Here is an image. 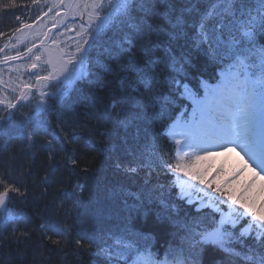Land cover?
Wrapping results in <instances>:
<instances>
[{
	"label": "snow or ice",
	"instance_id": "1",
	"mask_svg": "<svg viewBox=\"0 0 264 264\" xmlns=\"http://www.w3.org/2000/svg\"><path fill=\"white\" fill-rule=\"evenodd\" d=\"M32 2L36 3V0ZM84 2L88 3L89 0ZM90 2L92 13L86 21L89 40H86L85 44L90 48L104 26H107L108 31L112 33V44L104 49L103 54L108 61L115 62L123 71L139 78L145 92L154 94V82H159L169 69L171 72L182 74L190 64L183 51L178 55L173 54L174 45H178L181 37H187L186 28L194 29L193 39L196 47L207 45V54L213 59L226 58V68L221 70L220 81L211 88L206 87L205 96L200 100L196 99V94L188 85H183L184 91L181 95L192 100L191 117L182 121L181 118L185 115L182 111L177 120L165 129L168 139L175 145V155L171 150L165 151L163 146L157 143V136L153 135L149 139L147 128H144L141 140V122H147L149 119L146 115L147 106L136 95L128 92L118 100L113 98L112 103L104 110L85 99L81 112L68 113L71 119L55 116L54 124L53 119H49L54 113L48 100L62 93L46 92L32 110L22 114L20 123L28 126V140L33 141L38 133L47 136L45 146L49 149V159L54 161L58 152L65 151V145L75 142L78 131L87 132L89 137L98 136L99 143H107L114 135H118L116 128L112 126V120L115 119L125 130L123 142L127 144V131L135 126L137 134L133 139L136 146L130 150L133 159L128 161L127 165L118 159L115 166H125L128 171L135 172L136 165H143L147 159L149 167L166 169L185 177L186 179L178 181V199L187 200L189 205L195 206L196 213L199 214L205 207L207 197L214 210L220 213V219L211 229L202 224L197 214L186 212L182 218L169 215V219L180 229L183 238L191 247L211 244L240 256L241 253L235 252L228 245L233 239L245 243L242 238L251 237L254 244L248 247L242 258L247 264H264V206L257 212L246 202L245 193L251 188V183L244 187L237 198L233 197L231 189L235 177L245 169L252 171L253 182L257 176L264 180V0H211V7L192 17L191 23L189 15L193 13L194 7L182 8L177 13L173 0ZM5 7H16L15 0H9ZM161 18L170 26L167 31L159 23ZM87 52L88 48L80 49L76 63L82 62ZM40 59V56L35 57L37 61ZM72 66L75 67V63ZM31 67L36 68L37 64L33 63ZM101 67L105 71L116 70L104 64ZM69 74L65 70L63 79H68ZM36 79L38 83H43L57 79V76L55 73H49L38 75ZM57 82H60L59 79ZM121 83L123 85L124 81ZM175 83L178 87L181 86L179 79H176ZM48 87L53 85L48 84ZM31 88V85H25V89ZM132 91L140 92V89ZM29 94L30 91L22 90L20 95L6 104L0 100V104H3V109H0V126L13 120L16 110L23 107L24 102H31L28 100ZM209 113H214L212 123L205 126L203 121ZM198 114L200 120H197ZM50 126L51 132L48 131ZM69 127L73 129L72 132H69ZM88 143L93 146L90 140ZM186 148L196 153L191 160L187 159L189 153L185 151ZM236 148L243 153L242 165L223 183H217V178L223 172L222 167L216 170L212 179L205 176L207 168L201 170L197 167L200 162L216 154L213 149L231 152ZM245 157L247 159H244ZM70 162L73 168L79 165L78 159H71ZM77 187L82 188L79 184ZM193 193L197 194L198 203L192 198ZM26 195V192L21 191L18 177H12L7 171L0 173V225L4 232L10 229L11 238L17 246L31 239L35 226L30 228V218L12 214L9 205L15 197ZM219 204L227 205L229 212L224 213ZM165 207L167 208V205ZM172 208L175 211L176 206L172 205ZM241 221L245 223L241 224ZM238 227L240 232L239 236H236ZM40 229L51 233L42 235L41 243L47 239L55 246L50 250L66 251V245L70 242L67 230L61 232L55 225L49 227L46 224H41ZM109 240L112 243H109ZM137 243L126 230L110 232L107 239L85 234L75 240L78 252L83 249L91 254L94 249H98L99 254L105 257V264H121V261L128 264L130 253ZM135 250L140 253L139 248ZM11 261L12 257L9 256L5 264H11ZM131 264L155 262L150 253L146 256L140 253ZM159 264H169L167 255ZM173 264L182 262L176 260Z\"/></svg>",
	"mask_w": 264,
	"mask_h": 264
},
{
	"label": "trees",
	"instance_id": "2",
	"mask_svg": "<svg viewBox=\"0 0 264 264\" xmlns=\"http://www.w3.org/2000/svg\"><path fill=\"white\" fill-rule=\"evenodd\" d=\"M8 3L9 0H0V33L10 25L8 20L12 13L28 12L34 4L32 0H15L16 7H5ZM173 6L177 13L182 8L194 7L193 13L189 15L191 23L192 17L211 7V0H173ZM159 23L166 31L170 27L163 18ZM185 31L187 37H181L178 45H174L173 54L178 55L183 51L190 64L182 74L169 69L159 82H154L155 93L150 94L144 91L134 74L129 75L115 62L107 60L103 52L112 44V33L104 26L92 46L86 47V74L74 81L59 100L57 97L48 100L54 113L49 119H53V124L55 116L71 119L68 113L81 112L85 99L104 110L113 98L118 100L128 92L136 95L147 106L146 115L149 119L141 122V140L143 130L147 128L149 139L153 135L157 136V143L173 154L162 129L184 105L182 87H178L175 80L179 79L181 85L188 84L198 93L199 79L212 81L219 66L227 62L226 58L218 60L208 55L207 45L196 47L194 29L186 28ZM102 64L116 70L105 71ZM137 88L140 92L132 91ZM18 114L0 126V173L7 171L12 177L19 178L21 191L27 195L15 197L9 205V211L30 218V228L34 225L35 230L27 243L17 246L11 238L10 229L4 232L0 225V264H5L9 256L12 257L11 264H105V257L99 254L98 249H94L91 254L83 249L78 252L75 240L85 234L107 239L110 232L122 230L138 241L133 248L143 246L157 250L165 257L167 255L168 259L179 260L182 264L190 257L194 259L193 264H247L242 257L248 247L254 244L251 237L242 238L245 243L233 239L228 245L241 253L240 256L211 244L193 248L183 238V233L169 219V215L182 218L186 212L197 213L193 205L178 199L179 191L175 187L172 172L149 167L147 159L143 165H136L135 172L128 171L125 166H115L118 159L124 165L133 159L130 150L136 146L133 139L137 134L135 126L127 131V144L123 142L125 130L115 119L112 120V126L118 135H114L107 143H99L98 136L89 137L87 132L78 131L75 142L65 145V151L58 152L53 161L49 159V149L45 146L48 137L38 133L30 142L28 131L23 133L24 124L20 123L22 117H18ZM48 131H52L51 126ZM72 131L69 127V132ZM89 140L93 146L89 145ZM71 159H78L79 165L73 168ZM78 184L82 188H78ZM172 205L176 206L175 211ZM205 213L206 210H203L197 214L204 226L207 224ZM41 224L49 227L55 225L61 232L67 230L70 242L66 245V251L50 250L55 246L47 239L40 242L42 235H51L40 229ZM239 232V228L236 229V236H239ZM108 242L112 243L111 240Z\"/></svg>",
	"mask_w": 264,
	"mask_h": 264
},
{
	"label": "rangeland",
	"instance_id": "3",
	"mask_svg": "<svg viewBox=\"0 0 264 264\" xmlns=\"http://www.w3.org/2000/svg\"><path fill=\"white\" fill-rule=\"evenodd\" d=\"M114 2L117 3L118 0H114ZM81 3L80 1L74 3L72 0H40L36 4L38 12L35 13L34 18L21 24L27 25V27L18 26L19 31L13 29L9 38L0 43V100L6 104L20 95L22 90L30 91L28 100L31 102H24V106L16 110L19 117H22V114H27L31 110L30 108L33 109L44 93H60L69 86L68 84L74 77L83 73V62L76 63V60L80 56V49L83 48L89 36L86 22L81 20L82 10L79 8ZM29 49H31L30 52ZM36 56H40L41 59L35 60ZM33 63H36L37 67L35 72L30 74L28 70ZM73 63H75V67L72 66ZM68 67L71 73L65 80L63 76L65 70L68 71ZM52 72L56 74L60 82H57V79L43 83L37 82L36 77L38 75H48ZM48 84H52L53 87H48ZM25 85H31V90L25 89ZM0 109H3V104H0ZM207 115L213 118L214 113ZM197 116L200 117L199 114ZM181 119L184 120V118ZM203 123L207 124L205 121ZM173 147L175 155V145ZM186 150L189 153L187 159L191 160L196 153L187 148ZM213 151L216 154L208 160L200 162L197 167L201 170L208 169L205 173L207 179H212L216 170L222 167L223 172L217 178V183H223V181L230 179L235 171H238L242 165V160L237 155L236 150L221 152L213 149ZM173 174L176 186L180 191L178 181L186 178L178 173ZM249 183L252 186L245 193L246 202L254 211L259 212L264 206V187H262L264 180L257 176L253 182V173L249 169H245L233 180L231 185L233 197H239L244 187ZM192 198L198 203L196 193H193ZM218 206L224 213L229 212L227 205L219 204ZM204 208H208L210 211L208 217L219 215L216 221L220 219V213L214 210V206L208 202L207 197H205Z\"/></svg>",
	"mask_w": 264,
	"mask_h": 264
},
{
	"label": "bare ground",
	"instance_id": "4",
	"mask_svg": "<svg viewBox=\"0 0 264 264\" xmlns=\"http://www.w3.org/2000/svg\"><path fill=\"white\" fill-rule=\"evenodd\" d=\"M208 86V85H207ZM187 151V150H186Z\"/></svg>",
	"mask_w": 264,
	"mask_h": 264
},
{
	"label": "water",
	"instance_id": "5",
	"mask_svg": "<svg viewBox=\"0 0 264 264\" xmlns=\"http://www.w3.org/2000/svg\"><path fill=\"white\" fill-rule=\"evenodd\" d=\"M33 70V69H32Z\"/></svg>",
	"mask_w": 264,
	"mask_h": 264
}]
</instances>
